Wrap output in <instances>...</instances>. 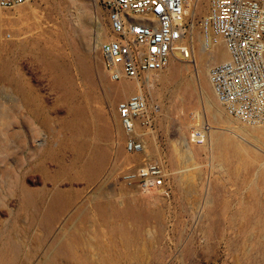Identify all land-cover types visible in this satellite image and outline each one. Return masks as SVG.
<instances>
[{"label": "rangeland", "instance_id": "obj_1", "mask_svg": "<svg viewBox=\"0 0 264 264\" xmlns=\"http://www.w3.org/2000/svg\"><path fill=\"white\" fill-rule=\"evenodd\" d=\"M95 15L110 37L100 0L0 8V264H264L261 144L227 131L242 149L229 161L207 151L193 163L172 151L183 136L194 144L189 134L198 123L187 127L177 101L179 84L196 70L145 95L170 195L153 207L158 194L129 191L124 174L142 154L121 155L108 122L121 126L118 103L134 92L106 90L116 81L95 41ZM205 18L189 12L187 42L189 33L198 41ZM209 24L215 28L212 18ZM212 48L200 50L199 65ZM125 141L126 134L124 148Z\"/></svg>", "mask_w": 264, "mask_h": 264}, {"label": "built area", "instance_id": "obj_2", "mask_svg": "<svg viewBox=\"0 0 264 264\" xmlns=\"http://www.w3.org/2000/svg\"><path fill=\"white\" fill-rule=\"evenodd\" d=\"M33 0H0L10 8ZM192 0H100L107 9L111 38L101 44L105 68L113 81L139 78L162 70L179 51L189 56L182 39L188 30ZM212 22L225 40L230 57L210 69L221 104L233 117L264 124V0H215ZM126 134L125 149L139 160L129 164L124 178L144 194H170L164 166L145 152L138 133L147 110L142 93L135 92L117 106ZM211 126L195 124L189 139L204 144Z\"/></svg>", "mask_w": 264, "mask_h": 264}, {"label": "bare ground", "instance_id": "obj_3", "mask_svg": "<svg viewBox=\"0 0 264 264\" xmlns=\"http://www.w3.org/2000/svg\"><path fill=\"white\" fill-rule=\"evenodd\" d=\"M29 4H30V1L24 4H20V6L26 9ZM193 10L196 12V14L198 13V10L199 12L201 11V13H204L206 17L205 18L206 23L204 24L205 31L201 33V36L196 43L193 42L192 44L191 33H189L188 35V42L186 41L185 37L184 39H182L181 42L188 45V48H189L188 57L182 56L180 52L177 51L176 55L169 61L166 67L160 71L148 73L139 78L123 77L122 79L116 82H111L110 80H108L106 76V72H101L99 73L101 81L104 79L108 80L107 81L108 83L106 84V87H107L106 90H108L109 92H113L114 95L120 96V95L128 94L131 92H134V93L139 92L145 96L146 93H149V92L152 94L155 93L156 84H163L165 85V87H167L170 84H173L179 81L180 78L184 75V71L191 72L193 70H196L197 72H195L191 78L185 79L179 84L178 90L180 92V96L177 101L178 102L177 108L183 113V117H184L183 119L187 120V127H189V125L191 126L194 122L198 123L197 125H201L204 122L208 123L211 126L209 136H208L207 141L202 145L190 144L188 140L186 139V136H183L182 139H180V142H178L180 148L176 145L177 142H175L172 145V151L177 155H180V156L182 155V158H187L188 160H191V162L193 163H197V160L201 158L202 154L206 153L207 151H209L212 156L214 155L220 156L223 158V160L228 161V158L231 153L224 152L220 144L218 143L219 135L227 131L233 132L236 135H240V137H241L242 132L249 133L253 135L258 140V142L261 144V146L264 148V124L252 125L236 117H235L236 119H233L232 115L230 116L227 113L228 111L219 101V98L215 92V89L210 79L209 66L214 63L218 64L222 61L227 60L230 57L227 43L218 34L216 27L213 29L212 25L209 24L213 16L214 10H215V0H192L189 12ZM94 25L96 29L95 41L97 44H102L104 41L111 38V36L108 37L109 27L108 25L106 26L103 23L100 15H97L95 17ZM209 45H212L213 47L212 53L210 54L208 58H206V60L201 65H199L198 55L200 53V50L206 49L207 46ZM196 90H199L201 93L203 106H204L203 109H202V106H200L199 103H197L198 101L195 102L194 100V95L196 94ZM78 107L73 106L72 110L74 111L75 115H77L78 117H82L81 110ZM153 108H154V105L151 102L147 101L148 112H150V110H152ZM147 110H146V113H147ZM146 113L142 117L139 118L140 125L138 127V133L141 134L144 139L145 151H146L147 145L151 144L153 148L152 154H148V155L150 156L154 155V158L153 157L152 158L158 161L159 163H161L167 171V165H165L164 163L165 161H163V158H161L160 156L162 152L161 147H159L158 145V140H157L155 132L150 127L151 121L149 117H147ZM5 116H6V113H5ZM8 118L9 116L5 119L6 121H3V122H7ZM110 121L111 122H108V125H109L108 130H111L114 132L115 138H116L115 140L119 144L118 148L121 152V155H125V156L127 155L129 158L130 153L127 152V150H125L123 144L121 143V141L124 139V134H125L123 128L120 125H117L115 127L112 126L113 125L112 118H110ZM171 176H172V179L176 178V176H179V172L172 171ZM128 183L127 185L130 184ZM167 184H168V188H171V183H170V180L168 179H167ZM136 188H138L136 185L130 184L128 189L129 191L133 192L136 190ZM158 196L160 195H157L156 198L155 196H153L154 199H150L151 201L149 202L147 200L150 206L151 205L153 207L156 205L160 206V201H159ZM129 233H128V236H129ZM87 242L89 243L88 240ZM97 248L100 249L99 246H97ZM91 249H92V246H91Z\"/></svg>", "mask_w": 264, "mask_h": 264}, {"label": "crops", "instance_id": "obj_4", "mask_svg": "<svg viewBox=\"0 0 264 264\" xmlns=\"http://www.w3.org/2000/svg\"><path fill=\"white\" fill-rule=\"evenodd\" d=\"M228 113V112H227ZM229 114V113H228ZM230 115V114H229ZM231 116V115H230ZM232 118L233 119H236L235 117H233L232 116ZM223 134H225V132L224 133H222L221 135H219V139H218V143L220 144V146H221V148H222V150L224 151V152H226V153H231L230 154V156H229V158H228V161L230 160V158L232 157V156H237V157H239L240 156V154H241V151H242V149H240V148H238L239 146H236L232 141H230L229 139H228V137H226L225 135H223ZM236 135V134H235ZM245 136V135H247V136H249V137H251V138H253V139H256L253 135H251V134H249V133H246V132H242L241 133V138H243L242 136ZM237 136H240V135H237ZM257 140V139H256ZM258 141V140H257ZM226 158V157H225ZM200 159V158H199ZM241 165H246V162L244 161V160H242L241 159Z\"/></svg>", "mask_w": 264, "mask_h": 264}]
</instances>
